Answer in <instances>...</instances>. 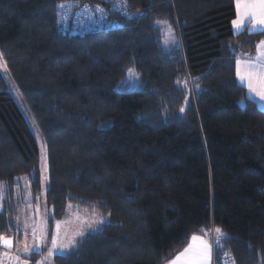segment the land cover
I'll list each match as a JSON object with an SVG mask.
<instances>
[{
    "label": "trees",
    "instance_id": "trees-1",
    "mask_svg": "<svg viewBox=\"0 0 264 264\" xmlns=\"http://www.w3.org/2000/svg\"><path fill=\"white\" fill-rule=\"evenodd\" d=\"M234 2L0 0V234L41 197L47 237L68 206L104 219L53 264H166L217 227L216 264H264V110L236 78L264 30L234 33ZM99 9L109 27L66 19Z\"/></svg>",
    "mask_w": 264,
    "mask_h": 264
},
{
    "label": "rangeland",
    "instance_id": "rangeland-1",
    "mask_svg": "<svg viewBox=\"0 0 264 264\" xmlns=\"http://www.w3.org/2000/svg\"><path fill=\"white\" fill-rule=\"evenodd\" d=\"M236 13L232 19L243 21L242 29L247 20H244L243 15L238 17L237 15V2L235 3ZM255 20H250L251 26H254ZM233 31H237V28L232 24ZM159 25L162 28L163 40L162 44L165 48L174 47L176 42V36L171 27L165 22H159ZM246 29V28H244ZM263 39V38H262ZM261 40V39H260ZM259 40V41H260ZM257 41L256 44L259 42ZM255 44V46H256ZM0 69L3 74L7 77L6 67L4 61L0 57ZM131 75L130 73H128ZM132 77V76H131ZM136 78V77H135ZM9 80V89L11 90L16 102L18 103L21 111L27 119V122L33 131L38 146L40 150V177L41 184L43 189L46 187L47 182V167H46V155H45V145L42 139V136L32 119L31 115L28 113L20 95L14 85V83ZM135 80V79H134ZM132 79V84L135 83ZM27 199H30L29 195H27ZM50 216V212L48 208L44 204V200L40 197L37 198L35 202L29 203L25 205L20 212H18L17 220H16V231L12 234H0L5 237H8L12 241L11 247H6L8 251L7 257H0V264H26L28 261L30 264H38V262L43 261V264H53L52 256L55 254H64L71 250L75 244L84 236L86 233L97 230L101 222L104 221L103 218H100L96 213L91 212L85 209H78L74 207H69L66 210V216L61 219H55L52 223V233L50 237H47V219ZM35 230V235H33V231ZM82 233V235H80ZM21 236V237H20ZM53 239L56 240V247L53 246ZM69 241H75L74 246L70 247L68 250L61 251L60 245L66 244ZM25 245L28 246L29 252H37L38 255L35 256L34 261L31 263L30 260L27 259H18L13 257L11 251L16 253H22L24 251ZM26 262V263H25Z\"/></svg>",
    "mask_w": 264,
    "mask_h": 264
},
{
    "label": "snow or ice",
    "instance_id": "snow-or-ice-1",
    "mask_svg": "<svg viewBox=\"0 0 264 264\" xmlns=\"http://www.w3.org/2000/svg\"><path fill=\"white\" fill-rule=\"evenodd\" d=\"M64 7L66 5H60V8ZM237 15L238 17L243 15L244 20H255L257 26L264 25V0H237ZM233 25L239 30L243 26V21L234 20ZM257 50L256 60L258 63L242 65L240 61H237V76L242 83L247 81L250 97L255 95L261 101H264V41H261L257 45ZM128 71L130 74L133 73L132 69ZM214 231L216 235L211 243L209 240L193 235L192 243L182 253H179L171 264H180L181 260H183V264H210L212 244L218 245L220 239L225 235L219 227L215 228ZM33 235H35V230L33 231ZM207 235L211 236V233L209 232ZM52 243L55 248L56 240L53 239ZM74 244L75 241H69L66 244L60 245V250H68ZM0 245L11 247L12 241L10 238L0 235ZM24 251H29L27 245H25ZM38 264H43V261L38 262Z\"/></svg>",
    "mask_w": 264,
    "mask_h": 264
},
{
    "label": "crops",
    "instance_id": "crops-1",
    "mask_svg": "<svg viewBox=\"0 0 264 264\" xmlns=\"http://www.w3.org/2000/svg\"><path fill=\"white\" fill-rule=\"evenodd\" d=\"M236 2H237V0H235L234 5H235ZM235 9H236V6H235ZM235 13H236V11H235ZM232 24H233V22H232ZM244 28H246V30L249 31V32H254V31L264 30V25L257 26L256 25V22H255L254 23V26L252 27L250 20H247L246 23H245V25H244ZM244 28L243 29L240 28L239 30L237 29V31H235V32L233 31V32L234 33H239L242 30H244ZM232 30H233V26H232ZM261 41H264V38L261 39L256 44L255 49H254V51L252 53H250V54H241V53H239L237 55V59H236V78H237L238 82L245 87L247 97L250 98L252 101H254L259 108H261V109L264 110V101H261V99L259 97L255 96V95H252L250 97L249 91H248V86H247V81H245V82L242 83L241 80L239 79V77L237 76V61H240L242 65L248 64V63H252V64L258 63V61L256 60L257 51H258L257 50V45ZM0 209H1V186H0ZM192 236L190 237L188 244L181 251H179L171 260H169L166 264H171V262L173 260H175V258L177 257V255L179 253H182L184 251V249L187 248L192 243ZM196 236H199V237H202V238H204L206 240H209L206 236H202V235H196ZM209 242H210V240H209ZM8 251L9 250H7L6 247H3L2 245H0V257H7L6 255L8 254ZM32 252L26 253L25 251H23L22 253H16L14 251H11V253L13 254V257L18 258V259H22V260L23 259H26L25 257H27L28 255H30ZM180 264H183V260H181ZM210 264H212V253H211V258H210Z\"/></svg>",
    "mask_w": 264,
    "mask_h": 264
},
{
    "label": "built area",
    "instance_id": "built-area-1",
    "mask_svg": "<svg viewBox=\"0 0 264 264\" xmlns=\"http://www.w3.org/2000/svg\"><path fill=\"white\" fill-rule=\"evenodd\" d=\"M121 6L119 2L111 5L112 8H116V5ZM117 9V8H116ZM73 18L75 26H82L85 28H92L97 26L109 27L112 23L109 17L102 9L96 10L95 13L92 10H75L74 13H68L66 19ZM212 242V240H211ZM214 243L212 244V264H216L213 256ZM218 264H236L235 260L230 252L226 253L224 258H221ZM261 264V263H259Z\"/></svg>",
    "mask_w": 264,
    "mask_h": 264
},
{
    "label": "water",
    "instance_id": "water-1",
    "mask_svg": "<svg viewBox=\"0 0 264 264\" xmlns=\"http://www.w3.org/2000/svg\"><path fill=\"white\" fill-rule=\"evenodd\" d=\"M50 214H51V209H50ZM26 263V262H25ZM26 264H30V262L28 261Z\"/></svg>",
    "mask_w": 264,
    "mask_h": 264
}]
</instances>
